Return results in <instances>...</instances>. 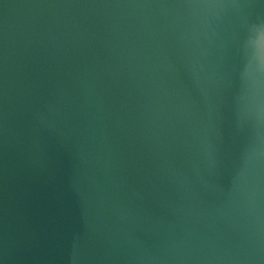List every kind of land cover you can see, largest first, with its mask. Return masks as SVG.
Here are the masks:
<instances>
[{
	"label": "water",
	"instance_id": "water-1",
	"mask_svg": "<svg viewBox=\"0 0 264 264\" xmlns=\"http://www.w3.org/2000/svg\"><path fill=\"white\" fill-rule=\"evenodd\" d=\"M0 264H264V0H0Z\"/></svg>",
	"mask_w": 264,
	"mask_h": 264
}]
</instances>
